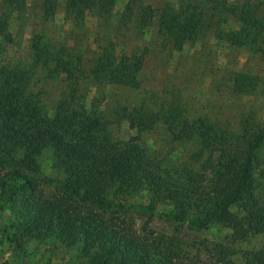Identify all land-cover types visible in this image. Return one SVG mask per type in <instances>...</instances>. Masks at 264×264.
I'll list each match as a JSON object with an SVG mask.
<instances>
[{"label":"trees","instance_id":"obj_1","mask_svg":"<svg viewBox=\"0 0 264 264\" xmlns=\"http://www.w3.org/2000/svg\"><path fill=\"white\" fill-rule=\"evenodd\" d=\"M24 2L4 0L0 36L6 42L12 39L8 13ZM115 2L66 0L64 11L79 22L87 14L110 13ZM58 3L41 0V15L51 19ZM153 11L140 0H127L123 17L144 28L155 16L157 31L171 48L211 37L230 46L246 47L264 61V14L251 0H179L177 4L164 3L155 15ZM229 21L237 26L228 27ZM30 48L34 60L50 75H63L67 91L48 115L27 91L23 72L0 69V197L14 204L15 232L20 239L41 235L77 244L90 264H188L176 263L171 254L177 240L137 233L128 219L134 214L148 220L166 215L195 230L219 221L231 228V235L224 242L203 240L204 251L213 253L222 264H235L231 256L240 251L238 243L264 235V192L257 188L254 177L256 149L264 138L260 126L252 131L246 122L241 138L236 139L205 119L178 118L179 107L171 102L157 111L124 108L121 117L135 133L125 141L113 140L102 116L79 94V80L136 86L144 52L117 55L105 44L91 65L83 68L80 56L66 52V47L54 48L40 33L32 35ZM256 80L257 76L246 72H233L232 87L246 92L255 87ZM260 80L264 81V70ZM158 122L172 129L176 139L194 140L199 146L196 155L213 148L209 151L218 153L217 165H205L202 173L186 167L180 177L164 170L156 154L141 140V134ZM48 147L54 167L61 173L62 196L58 201L42 199L36 183L37 156ZM206 168L212 172L209 189L188 184L200 174L205 177ZM139 191L147 192V203L116 201L119 195ZM161 203L171 204V211L158 210ZM237 203L241 215L230 210ZM241 253L242 264H264V240Z\"/></svg>","mask_w":264,"mask_h":264},{"label":"rangeland","instance_id":"obj_2","mask_svg":"<svg viewBox=\"0 0 264 264\" xmlns=\"http://www.w3.org/2000/svg\"><path fill=\"white\" fill-rule=\"evenodd\" d=\"M40 1L25 0L22 6L6 12L9 14L8 30L12 39L6 42L0 36V69L6 67L23 72L28 82L27 91L46 114H53L58 99L67 91V84L63 75H50L34 60L30 48L34 33L42 34L54 48L66 47V52L80 56L83 68L91 65L105 44L112 46L117 55L144 52L136 86L98 85L90 78L79 80V94L85 97L87 106L102 116L113 140L125 141L135 133L128 121L121 117L124 108L129 111L133 108L157 111L165 109L171 102L179 107L178 118L205 119L207 123L221 128L225 134H234L236 139L241 138L242 126L246 122H249L247 128L252 131L256 125L264 130V81L260 80L264 61L259 54L246 47L217 42L211 37L187 41L181 48H171L158 33L155 16L144 28H140L132 18L123 17L127 0H116L108 14H87L79 22L66 16V0H59L51 19L41 15ZM140 1L153 8L154 15L164 3L179 2ZM228 1L235 3L241 0ZM251 1L258 4L259 11L264 14V0ZM4 9V0H0V13ZM227 26L235 28L237 24L229 21ZM242 71L257 76V83L249 91L237 92L232 87L233 72ZM141 140L156 154L162 168L174 177L183 176L186 167L202 173L205 165H217L218 153L211 154L209 151L213 148L196 155L199 146L194 140L176 139L174 131L162 122L143 132ZM256 150L258 159L254 177L257 188L264 192V138ZM37 163L39 173L35 177L42 199L58 201L62 196L58 180L61 173L54 167L52 149H44L37 156ZM204 174L205 177L200 174L188 184L198 186L200 190L209 189L212 172L206 168ZM148 197L146 191H139L119 195L116 201L145 204ZM13 207L14 204L0 197V264H90L77 244L41 235L20 239L19 233L15 232L16 212ZM171 208L169 203L157 205V209L163 212H169ZM230 210L234 214H242L238 203L232 205ZM128 222L137 233L168 236L174 242L177 240L171 254L175 261L188 264H222L213 253L204 251L202 241L224 242L232 232L230 227L219 221L211 222L202 230H195L173 222L166 215L148 220L144 215L134 214ZM263 240L264 235H255L238 243L240 251L231 256L232 260L235 264H242V250L256 248Z\"/></svg>","mask_w":264,"mask_h":264}]
</instances>
